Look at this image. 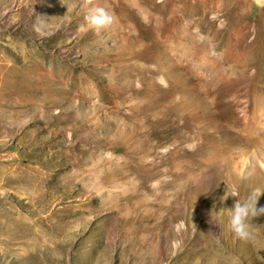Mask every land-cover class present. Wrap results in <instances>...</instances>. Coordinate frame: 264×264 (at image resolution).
<instances>
[{"label": "rangeland", "instance_id": "1", "mask_svg": "<svg viewBox=\"0 0 264 264\" xmlns=\"http://www.w3.org/2000/svg\"><path fill=\"white\" fill-rule=\"evenodd\" d=\"M94 2L0 0V264H264V0Z\"/></svg>", "mask_w": 264, "mask_h": 264}, {"label": "clouds", "instance_id": "2", "mask_svg": "<svg viewBox=\"0 0 264 264\" xmlns=\"http://www.w3.org/2000/svg\"><path fill=\"white\" fill-rule=\"evenodd\" d=\"M37 23L34 25V31L38 37L44 38L50 33L47 31L48 18L37 15ZM84 24L80 26L78 32L84 34L89 30L95 31L97 34L110 29L118 20L114 12L108 7L95 3L94 0H87V4L83 7ZM163 82V78H161ZM256 175V169L251 167L242 177L244 180H250ZM159 181L154 182V186ZM226 190L231 195L220 197L221 205L229 198H235L231 207H221L216 213L227 219V227L236 238L244 242H252L256 239V227L252 221L254 218L264 216V206H257L259 199L264 194V186H252L247 194L240 196L239 189L236 185L229 183ZM195 228V227H194Z\"/></svg>", "mask_w": 264, "mask_h": 264}]
</instances>
